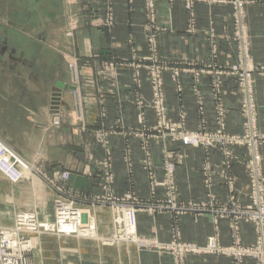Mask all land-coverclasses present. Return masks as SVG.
Here are the masks:
<instances>
[{"label":"rangeland","instance_id":"rangeland-1","mask_svg":"<svg viewBox=\"0 0 264 264\" xmlns=\"http://www.w3.org/2000/svg\"><path fill=\"white\" fill-rule=\"evenodd\" d=\"M74 1L65 0V6L72 5ZM113 1L102 0V26L106 29L114 26ZM157 1L144 0L146 20L152 26L156 23ZM168 1L181 3L188 17L190 33L195 31L196 10L200 4L229 7L232 30L227 44L230 49H221V39L208 33L206 61L168 59L158 51V36L148 35L145 38L147 53L142 56L131 45L130 59L92 57L91 63L88 59L72 57L66 64L68 79L62 85H55L47 107L50 130L56 135L54 139L64 137L59 140L63 141L61 145L56 141L49 144V152L53 154L52 161H62L65 165H42L40 152L35 153L34 161H28L0 139L29 171L17 183L10 182L0 172V231L14 230L19 217L27 214L29 222L23 224L24 229L17 236L31 242L30 247L18 254L0 235V264H47V259L42 261L41 244L48 239L64 244L62 249H65L62 255L54 257L55 261L48 264H72L74 244L81 242V245L96 246L97 251L99 248L109 250L111 259L99 264H120L121 249L130 250L132 255L135 254L133 251L168 255L172 264H188L191 257L225 259L230 264H264L261 257L264 251V219L261 222L258 219V210L261 205L264 207V119L260 123L255 86L257 79L264 78V62H254L250 52L251 34L246 22L249 7L261 0ZM69 18L64 38L72 44L78 23L74 17ZM90 66L93 68L91 72L84 70ZM124 70L132 73L131 84L126 87L120 85L118 79ZM166 76L175 93L177 103L174 108L168 103ZM143 80L149 88V99L139 93ZM206 80L208 92L203 91ZM229 82L235 85L237 95L235 110L239 118L235 120V128L229 124L226 104L229 95L226 84ZM185 83L189 85L194 102L193 119L184 104ZM125 88L134 94L131 104L136 110L134 123L129 124L125 123L121 113L122 100H126V97H121ZM89 97L96 98V113L88 110ZM104 97H111L117 107L112 123L108 121ZM208 98L212 105L211 119L207 117ZM37 125L46 127L44 123ZM68 130L70 134H60ZM191 134L200 138L195 145L184 142L183 136ZM77 135L82 139L80 144L74 141ZM119 143L124 176L121 181L116 178V166L113 164L117 153L115 146ZM135 143L141 153L139 163H134ZM60 146L64 149L58 150ZM184 151H198L196 158L203 154L202 162H196L190 173L200 178L198 189L205 192V198H180L179 190L184 186L178 175L185 164ZM214 154L220 159L211 163L210 158ZM48 155L45 156L47 161L50 159ZM137 168L140 171L137 172ZM235 168L240 169L239 175ZM90 173L94 179L91 186L85 187L81 183L79 189L71 188L73 177H87ZM64 175L65 179H62ZM81 177L80 180L83 179ZM139 177L144 179L138 182ZM12 186H17L15 191H10ZM219 188L224 190L223 200L214 193ZM142 190L147 192L145 197H141ZM45 205H49L48 209ZM59 208H64L65 213L64 210L58 212ZM130 210L136 219L135 241H129L123 230L124 215ZM58 213L70 215L67 220L78 224L74 233L65 234L66 231L56 226ZM159 214H166L169 221L170 239L167 242L159 241L148 228L142 233L139 231V215L153 217ZM185 215H208L211 218L212 230L204 245L184 239L180 225ZM223 222L228 236L225 243L221 229ZM45 224L50 226L49 232H44ZM93 227L94 231L86 235L87 229ZM211 241L214 242L213 247L209 246ZM43 257L46 258L45 255Z\"/></svg>","mask_w":264,"mask_h":264},{"label":"crops","instance_id":"crops-1","mask_svg":"<svg viewBox=\"0 0 264 264\" xmlns=\"http://www.w3.org/2000/svg\"><path fill=\"white\" fill-rule=\"evenodd\" d=\"M113 2L114 26L106 29L102 26L104 15L102 0H76L67 7L65 0H0V139L11 149L16 150L24 159L34 161L33 156L36 155V152H40L43 159L40 162L42 165H65L62 161H52L53 154L49 152V144L56 141L57 145H61L63 141L59 142V140H63L64 137L61 135L62 139L61 137L57 140L54 139L56 135L53 134V130H50L47 107L50 93L55 85H62L67 81L66 64L72 57H78L80 60L88 59L91 63L92 57L96 59L111 57L130 59L132 47L136 48L137 53L142 56L147 53L145 38L148 35L158 36V51L160 55L168 59L186 58L206 61L208 33H213V37L221 39V49L224 51L230 49L227 44L232 30L229 7L200 4L196 10V32L190 33L187 29L188 17L179 2L171 3L168 0H158L156 2L155 26L146 20L144 0H114ZM70 16L74 17L78 23L72 44L64 38L65 24ZM246 19L251 34L250 52L254 56V62H264V0L249 7ZM130 40L133 42L132 44H130ZM84 70L91 72L93 68L90 66ZM124 71H122L123 75L121 72L118 79L119 84L126 87L131 84L129 82L132 73L129 70ZM142 77L145 79V74ZM142 82L143 87L139 93L145 99H149L148 85L144 80ZM165 83L168 103L174 108L177 102L168 76L165 77ZM255 86L258 118L261 123L264 119V78L257 79ZM226 89L229 92L226 102L229 108V124L236 127L235 120L239 118V114L235 110L237 105L235 85L229 82L226 84ZM203 91H209L208 80L204 83ZM133 95L128 88H125L121 95V97H126L125 101L122 100L121 105V113L126 124L134 123L136 110L131 104ZM104 98L108 110V121L112 123L117 113V107L111 97ZM115 100L117 101V99ZM88 104L89 112L94 113L95 111L96 113V98L89 97ZM184 104L188 108L189 116L193 119L195 115L194 102L187 83L184 84ZM206 104L207 117L211 119L213 112L209 98ZM170 114L173 117V113ZM39 123H44L46 127H38ZM60 134L68 135L70 130L60 132ZM79 140L82 139L77 135L74 141L76 144H80ZM76 144L74 146H77ZM58 148V150L64 149L61 146ZM115 148L117 153L113 164L116 166V178L121 181L124 176L119 153L120 143ZM134 148V163H137L141 159V153H139L137 143ZM96 150L98 151V149ZM192 152H194V158ZM48 154L50 159L47 161L45 156ZM94 154L97 156L96 152ZM185 154V164L180 169L185 173L179 171L178 175V180L184 186V189L179 190L180 198L182 200L205 198V192L198 189L200 178L194 177L190 173L191 167H194L196 162H202L203 154L201 152L202 156L199 158H196L198 151H189ZM262 158L264 165V149ZM219 159V156L214 154L210 161L216 163L219 162ZM138 171H140L139 168H137ZM235 172H238L239 175L241 171L235 168ZM140 174L142 175V173ZM92 176L90 173L87 177L78 175L73 177L71 188L79 189L81 183L85 187L91 186V182L94 180ZM79 177L83 179L80 180ZM143 179L139 177L137 180L139 182ZM16 187L12 186L10 191H15ZM214 193L219 200H223V189H215ZM146 195V190H142L141 197ZM45 206L47 208L49 205ZM138 220L140 233L148 228L154 232L159 241H169L170 225L166 214L153 217L139 215ZM180 226L184 239L197 245H204L212 230L211 218L208 215L201 217L185 215L181 218ZM221 229L225 243L228 241L225 222L221 223ZM249 238L250 236H247V239ZM67 240L74 241L75 239ZM81 243L74 244L72 264H99L100 261L105 262L111 259L109 250L106 248H99L97 251L96 246L81 245ZM41 245L43 247L42 255L46 256V258L42 256V261L47 259V264L50 261H55L54 257L62 255L65 251L62 249L64 244L56 242L54 239H48ZM44 247L46 248L44 249ZM133 252L134 255L130 250L121 249L120 264H130V262L131 264H172V259L168 255L155 252ZM59 259H57V263ZM187 262L188 264H230L225 259L201 257H191Z\"/></svg>","mask_w":264,"mask_h":264},{"label":"built area","instance_id":"built-area-1","mask_svg":"<svg viewBox=\"0 0 264 264\" xmlns=\"http://www.w3.org/2000/svg\"><path fill=\"white\" fill-rule=\"evenodd\" d=\"M184 142L185 143H191V144H197L200 141V138L198 136H196L195 134H191V135H185L183 136ZM172 167V166H171ZM173 168V167H172ZM24 169L26 170L27 168L23 165V163L18 159L15 158V156L13 155V153L7 148L5 147L1 142H0V172L3 174V176L8 179L10 182L12 183H17L19 181L22 180V171H24ZM172 169L170 168V171ZM62 179H65V175L63 176ZM111 198H114L113 196H110ZM117 200V199H115ZM122 202V201H121ZM259 205H261V202H259ZM64 210V212H63ZM62 211L63 213H65V209L64 208H59L58 212ZM259 211V217L258 219L261 220L264 219V207L261 205ZM59 216H61V218H59ZM67 216L68 214H57V221H56V226L60 227L59 229H64L67 232H71L74 233L77 229V225L78 224H74V223H70L67 220ZM29 222V215L25 214L24 216H20L16 225L17 227L14 230L11 231H0V235L1 238H3L5 241L8 242V244L10 246H12L14 248V250L20 254L21 250L30 247L31 242L29 241H23L21 239H19V236H17L20 233H22L24 227L23 224L28 223ZM58 222V223H57ZM123 222H124V230H125V234L127 239H133V238H137L136 236V219H135V213L130 210L128 211L123 218ZM262 224L264 225V222H262ZM44 232H49L50 226L45 224L43 227ZM88 232L86 233V235H88L90 232L94 231V227L92 229H87ZM81 231V229H80ZM90 231V232H89ZM93 234V233H92ZM70 235H74V234H70ZM75 235L77 236L78 233L76 232ZM136 240V239H135ZM130 240V241H135ZM0 245L2 246L1 242ZM214 242L211 241L209 243L210 247H213ZM262 246L264 248V244L262 243ZM251 254H252V250H251ZM261 257L264 259V251L261 253Z\"/></svg>","mask_w":264,"mask_h":264},{"label":"bare ground","instance_id":"bare-ground-1","mask_svg":"<svg viewBox=\"0 0 264 264\" xmlns=\"http://www.w3.org/2000/svg\"><path fill=\"white\" fill-rule=\"evenodd\" d=\"M25 167H26V166H25ZM24 170H25V169H24ZM27 171H28V168L26 169V171H22V175H23V174H25V175H26V173H28V174H29V171H28V172H27ZM23 213H25V212H23ZM69 216H70V215H69ZM69 216H67V217H69ZM121 219H122V218H121ZM69 220H70V219H69ZM36 222H37V221H36ZM71 223H72V222H71ZM57 228H58V227H57ZM60 230H61V229H60ZM62 230H64V229H62ZM123 230H124V229H123ZM64 231H66V230H64ZM124 231H125V230H124ZM124 231H123V232H124ZM66 233H68V232L66 231V232H65V234H66ZM77 233H78V231H77ZM38 234H39V233H38ZM58 235H59V234H58ZM67 235H68V234H67ZM79 236H80V235H79ZM81 236H82V233H81ZM81 236H80V237H81ZM60 237H62V236H60ZM75 237H76V236H75ZM51 238H52V237H51ZM133 239L135 240V239H136V237H135V238H133ZM133 239H130V240H133ZM130 240H129V241H130ZM136 242H137V241H136Z\"/></svg>","mask_w":264,"mask_h":264}]
</instances>
